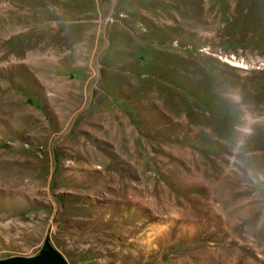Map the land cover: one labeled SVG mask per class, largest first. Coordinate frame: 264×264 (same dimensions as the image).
<instances>
[{
    "label": "rangeland",
    "instance_id": "1",
    "mask_svg": "<svg viewBox=\"0 0 264 264\" xmlns=\"http://www.w3.org/2000/svg\"><path fill=\"white\" fill-rule=\"evenodd\" d=\"M245 109L264 0H0V259L264 264Z\"/></svg>",
    "mask_w": 264,
    "mask_h": 264
},
{
    "label": "water",
    "instance_id": "2",
    "mask_svg": "<svg viewBox=\"0 0 264 264\" xmlns=\"http://www.w3.org/2000/svg\"><path fill=\"white\" fill-rule=\"evenodd\" d=\"M0 264H69L67 260L48 242L41 251L32 256H13L0 259Z\"/></svg>",
    "mask_w": 264,
    "mask_h": 264
},
{
    "label": "clouds",
    "instance_id": "3",
    "mask_svg": "<svg viewBox=\"0 0 264 264\" xmlns=\"http://www.w3.org/2000/svg\"><path fill=\"white\" fill-rule=\"evenodd\" d=\"M229 98L236 104L242 103V97L239 93H232ZM261 121H264V116H260L248 109L244 110L243 123L237 129L240 134V147L243 146L246 138L252 134L253 126Z\"/></svg>",
    "mask_w": 264,
    "mask_h": 264
},
{
    "label": "bare ground",
    "instance_id": "4",
    "mask_svg": "<svg viewBox=\"0 0 264 264\" xmlns=\"http://www.w3.org/2000/svg\"><path fill=\"white\" fill-rule=\"evenodd\" d=\"M163 235V234H162Z\"/></svg>",
    "mask_w": 264,
    "mask_h": 264
}]
</instances>
